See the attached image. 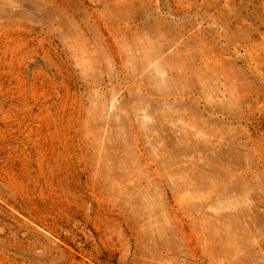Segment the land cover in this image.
Segmentation results:
<instances>
[{
    "label": "rangeland",
    "instance_id": "1",
    "mask_svg": "<svg viewBox=\"0 0 264 264\" xmlns=\"http://www.w3.org/2000/svg\"><path fill=\"white\" fill-rule=\"evenodd\" d=\"M0 264H264V0H0Z\"/></svg>",
    "mask_w": 264,
    "mask_h": 264
}]
</instances>
